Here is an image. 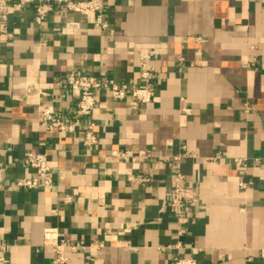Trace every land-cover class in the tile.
I'll list each match as a JSON object with an SVG mask.
<instances>
[{
    "label": "crops",
    "instance_id": "0c3cea01",
    "mask_svg": "<svg viewBox=\"0 0 264 264\" xmlns=\"http://www.w3.org/2000/svg\"><path fill=\"white\" fill-rule=\"evenodd\" d=\"M15 0H11L12 3ZM94 13L10 8L0 37V264H264V0H105ZM153 50L149 103L95 91L96 142L43 129L38 106L73 120L64 78L76 71L142 83L138 53ZM45 151L52 184L16 188L27 152ZM180 160L198 203L184 234L168 209ZM217 156V158H216ZM243 183L244 186H240ZM102 246L96 248L95 245Z\"/></svg>",
    "mask_w": 264,
    "mask_h": 264
},
{
    "label": "built area",
    "instance_id": "2783aa9c",
    "mask_svg": "<svg viewBox=\"0 0 264 264\" xmlns=\"http://www.w3.org/2000/svg\"><path fill=\"white\" fill-rule=\"evenodd\" d=\"M0 0V37H11V33H7V19L10 8L19 10L23 6L32 5L34 9V22L42 25L50 12L56 7H61L66 11L79 13H94L95 23L102 26L101 12L103 10L105 0ZM156 56L155 51L148 50L138 53L139 77L142 83L129 87L127 83L117 82L113 79L97 77L86 73L71 71L64 78L67 89L72 97L75 98L73 111V120L67 122L59 113H57L51 105L38 106V120L40 126L45 130H53L60 132L72 133L79 128L83 135V144L88 146L96 142L94 132L95 123L91 119L94 108L96 107L95 91L99 89H107L115 100L132 98L138 103H149L154 95L153 73L149 65ZM185 152L182 155L173 157V166L175 178L171 183L170 194L168 198V209L176 224V234L178 236L184 234L187 225L193 218V209L198 203L197 192L195 188L186 185L183 173L180 170V160L183 156H188ZM217 158V156H216ZM45 151L27 152L22 159L24 166L32 170L31 175L16 179L12 186L25 189H43L52 184V171L48 164ZM244 186L243 183H239ZM43 243L52 247L55 253V264H64L68 262L65 250L85 251L92 245H83L80 242H68L59 240L55 228H46L43 233ZM5 243L0 242V247ZM102 244L95 245L96 248ZM174 264H199L193 257H177Z\"/></svg>",
    "mask_w": 264,
    "mask_h": 264
}]
</instances>
